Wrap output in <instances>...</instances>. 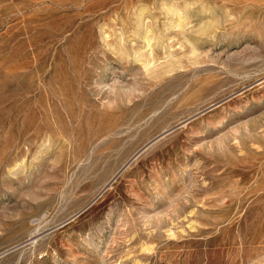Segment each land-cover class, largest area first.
<instances>
[{"label": "rangeland", "instance_id": "1", "mask_svg": "<svg viewBox=\"0 0 264 264\" xmlns=\"http://www.w3.org/2000/svg\"><path fill=\"white\" fill-rule=\"evenodd\" d=\"M0 264H264V0H0Z\"/></svg>", "mask_w": 264, "mask_h": 264}]
</instances>
